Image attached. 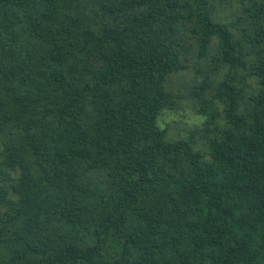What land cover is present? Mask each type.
<instances>
[{"label":"trees","instance_id":"trees-1","mask_svg":"<svg viewBox=\"0 0 264 264\" xmlns=\"http://www.w3.org/2000/svg\"><path fill=\"white\" fill-rule=\"evenodd\" d=\"M0 264H264V0H0Z\"/></svg>","mask_w":264,"mask_h":264},{"label":"rangeland","instance_id":"rangeland-1","mask_svg":"<svg viewBox=\"0 0 264 264\" xmlns=\"http://www.w3.org/2000/svg\"><path fill=\"white\" fill-rule=\"evenodd\" d=\"M226 13H228V19L234 16L232 10H226ZM204 65L207 64L204 63ZM197 71V66L191 63L188 69L172 76L169 80L168 90L175 96L177 110L165 112L160 118L159 125L169 131L171 138H185L190 130L199 128L202 124L197 113V104L192 99L190 90L197 75L199 76L197 81H201L205 77L204 74H199ZM211 76L214 74L212 73Z\"/></svg>","mask_w":264,"mask_h":264}]
</instances>
